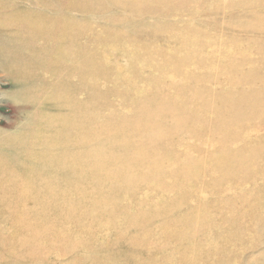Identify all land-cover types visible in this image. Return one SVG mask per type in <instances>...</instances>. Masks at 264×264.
Listing matches in <instances>:
<instances>
[{"label": "bare ground", "instance_id": "1", "mask_svg": "<svg viewBox=\"0 0 264 264\" xmlns=\"http://www.w3.org/2000/svg\"><path fill=\"white\" fill-rule=\"evenodd\" d=\"M260 1L264 0H0V57L11 75L22 77L26 85L29 83L25 96L49 93L56 103L69 104L76 109L57 118L43 115L42 130L33 136L46 149L35 156L43 160L44 166L54 170L59 167L62 175H68L77 166L84 169L81 174L86 178L84 181L114 180L115 184L108 187L107 192L116 198L121 193L135 192L133 184L136 185L138 178L158 191L141 211L131 206L119 207L113 196L96 199L83 189L74 190L71 185L50 192L48 187L53 179L45 180L42 174L30 172L25 183L6 182L13 187L19 201L31 200L26 194L35 188L36 194L47 199L61 198L71 192L77 196L72 202L55 207L50 204L58 211L66 210L62 216L63 225L57 223V218L41 212L47 207L45 201L34 199L31 204L37 211L34 210L33 215L41 226L29 231L23 229L30 237L20 235L18 240L45 239L53 246H70L75 242L68 232L70 228L75 229L77 236L89 235L93 226L136 224L158 214L163 221L157 229L142 236L144 240H161V246L152 251L158 264H200L205 255L224 252L226 240H230L235 231L238 239L243 234L251 238L261 236L264 231V134H259V130L264 126V91L260 87L264 82L260 73L264 69V36L229 41L198 22L184 27L166 24L165 31H170L178 40L171 47H150L146 42L141 46L140 42H133L129 48L122 49L130 65L113 82L115 88L111 90L113 97L122 103V109L106 115L107 118L99 123L87 115L90 98L79 101L75 95L87 86H90L91 97L97 94L90 82L99 73L96 70L106 66L97 54L89 53L88 45L89 41L94 43L100 39L96 35L82 39L81 34L93 28L86 19L74 17V12L83 14L105 8L132 12L165 9L174 15L183 11L199 16L201 10L238 11L245 3ZM233 19L253 29L264 30V9ZM248 44H254L260 55H245L243 46ZM208 58L213 63H208ZM92 65L99 67L94 70ZM148 68L151 69L148 76L152 77L144 74ZM105 72L108 73L102 71ZM210 81L220 86L209 87ZM110 103L106 98L103 105ZM120 123L125 124L123 128L139 129L138 135L133 137L132 149L127 147V142H121L118 149L110 147L111 150H107L103 146L105 151L98 149L90 156L84 153L80 157L79 153L68 151L71 146L73 148L75 137L93 136L96 128H114L115 132ZM189 136L199 140L200 153H193L195 145L182 146L183 156L171 166L164 160L171 155L166 151L176 152L175 148ZM23 138L18 136L17 139L23 141ZM7 142L8 139L1 140V144ZM56 147L60 148L59 153H55ZM123 149L124 157L120 154L121 158L117 153ZM5 150L14 153L10 143ZM145 150L150 153L146 154ZM2 157L0 154V170H13L14 166ZM162 163L172 167L170 173L161 174ZM3 182L0 180V185ZM245 183L251 188L245 189ZM96 184V193L104 190L103 185ZM220 191L227 192V196L208 200L207 193ZM0 198L5 203L11 201L1 189ZM220 209L223 214L215 217ZM15 223L23 224L21 221ZM67 225L71 227L68 229ZM226 226L233 227L232 234L227 233ZM141 239L134 238L132 242L136 244L139 240L140 243ZM170 240H186L187 244L168 247ZM95 262L106 264L102 260Z\"/></svg>", "mask_w": 264, "mask_h": 264}, {"label": "rangeland", "instance_id": "2", "mask_svg": "<svg viewBox=\"0 0 264 264\" xmlns=\"http://www.w3.org/2000/svg\"><path fill=\"white\" fill-rule=\"evenodd\" d=\"M263 9L264 1L245 3L238 11L236 9L222 10V8H215L214 10L208 9L206 11L201 10V12L198 13L200 14L199 16L188 15L186 12L182 13L183 11H179V13L181 12L182 14L180 13L176 15L178 12H175L174 15L173 13L166 12L167 10L165 11V9L132 12L105 8L103 10L97 9V12H83L85 15L74 12L75 19H86L93 28V30L81 34V38L87 40L90 39L91 36L96 35L101 41V43L99 40L94 43L89 41V53L92 55L97 54L101 59L100 61H103L102 64L106 66V68L109 66L107 69L100 66L99 70H96L95 68H98L99 66L95 67L92 65V67L94 66V70L99 72L90 82V85H94L97 89L96 95L91 97V94L89 95L90 86H87L78 90L75 96L79 101L85 100L86 98L88 99L89 97L90 103L88 104V117L99 123L103 122L108 114H112L122 109V103L113 97L111 90L115 88L114 83L117 81L119 75L123 74L125 69L129 68L130 65L128 64L129 61L127 62V57L123 55V48H129V45L131 46L133 42H136L134 44L140 42L139 44H141V46H144L145 43L143 44V42H146V45L150 47L151 45L161 47L166 45L171 47V45L177 43L178 40L174 35L169 33L170 31H165V25L175 24L176 26L183 25L184 27V25H189L191 22H198L199 24L204 25L211 33H217L221 38H225L229 41H237L238 37L243 39L263 37L264 30L262 28L253 29L251 26L247 24H239L233 19L235 16H246L249 13L260 12ZM93 31L96 32L93 33ZM113 38H115V41ZM119 41L122 44L119 43ZM111 42L116 43L114 44ZM166 50L171 51L169 48ZM258 50L259 49L255 48L254 44L243 46L245 55H260V53L257 52ZM147 56L148 55L144 56V59H146ZM242 56L244 55L242 54ZM149 58L150 57H148V59ZM207 61H209L208 63H213L210 58H208ZM253 65H255V63ZM7 68L8 67L3 61V58L0 57V154L3 155L2 158H4L5 162H9L14 166L13 170H0V180L4 181L0 185V189L4 191L6 197L7 194L11 197V201H8V203H5L3 199L0 198V264H98L95 262L96 260H102L106 264H158V258H156V255H154L152 251L161 246V240H144L143 238L149 234V232L157 229V226L163 221L162 215L158 214L153 215L152 217H147L144 219L145 221L136 224L126 223L122 225L93 226L90 229L92 234L89 235L87 233H82V235L78 234L77 236L75 229H71V226L67 225V228H70L68 232L71 235V240L74 239L75 241L70 246H68L69 244L66 246H53L45 239L33 242H21L18 240V236L20 235H24L26 238L30 237L23 232V229L29 231L33 227L41 226L39 219L33 215L34 210L37 211L35 206L31 204L34 203V199L45 201L47 207L41 212L48 214L52 218H57V223L63 225L64 219L62 216L66 214V210L62 209V211H58L57 208L54 209L53 207L58 206L63 202H72L77 195L76 193L71 192L61 198L47 199L36 194L35 188V190H29L26 194L31 200L19 201L15 198L13 187L6 184L8 180L25 183L29 178L28 173L34 172L36 175L37 172L38 174H42L41 178L45 180H50V178L53 179V182L50 184L51 187H48L50 192L57 191V189L62 190L67 185H71L72 188L74 187V190L78 189L80 191L83 189L88 194L94 195L96 199L113 196H109L107 189L108 187H112L115 182L110 178H102L101 180L96 178L84 181L86 178L83 179V175H81L83 174L82 170L84 169L77 166L74 167L75 169L73 168L74 171L71 169L70 172H68V175H62L61 171H59V167L56 165L51 164L53 168L57 167L55 170L43 165V160L35 155L38 152L44 151L46 147L38 138L36 140L33 136L37 131L42 130L40 127L45 121L43 115L57 118L62 117L68 112V110L72 111V109H76L72 108L69 104L56 103L55 99L49 96V93H41L39 95L37 94V96L26 97L25 93L28 89L27 85L29 83L26 85V81L22 77L11 75ZM103 70L108 71V73H102ZM150 71L151 69L148 68L144 74L147 77H152L151 75L148 76ZM260 73L264 80V69H262ZM210 82L211 83L208 85L209 87L217 88L220 86L215 82ZM260 87L264 91V82ZM102 91L104 92L102 93ZM105 97L107 100L111 101L108 106L103 105L106 100ZM122 125L123 124L120 123L118 127L121 128ZM124 125L122 126V131L120 128L117 130L115 129V132L114 128H96L93 136L82 139L75 137L73 148L71 146L68 151L70 153H79L78 155L80 157H82L84 153H89L90 156L100 149L104 150L103 146L107 150H111L110 147L118 149L121 142H127V147L132 149L134 146L133 137L138 135L139 129H134L132 126H130L132 128L129 129L123 128ZM116 127L117 126H115V128ZM259 131V134H264V126H262ZM18 136H24V140L20 141L17 139ZM4 138L8 139V142L1 144V140ZM186 139L187 140L184 141L183 144L178 145V148H175L176 152L166 151V154L171 155L168 160H164L169 161L168 163L171 166H173V164L175 165L176 161L181 159V155L183 156L184 152L183 147L186 145H195V151H193V153H200L199 140L193 136H189ZM15 140H17V143L14 142ZM9 143L10 146L13 147L14 153L5 150ZM23 150L25 151L20 153ZM202 150L203 152L206 151L205 148ZM59 151L60 148L56 147L55 153H59ZM25 152L27 153L26 155H24ZM123 152L124 149L123 151L118 152L117 156H120V154L123 156ZM145 152L148 154L150 153V150H145ZM170 165L162 163L160 166V171H162L161 174L170 173L172 170ZM48 169H52L53 171ZM47 172H51V174H48ZM97 177H99V175ZM143 180L144 179L142 178H138L136 185L133 184L135 189H137L135 192H128L126 194L121 193L118 194L117 198L113 196L117 202H119L117 203L119 207L131 206L142 211L149 205V198L157 195L158 191L147 181L145 183L141 182ZM34 181H36V179H34ZM96 182L103 185L104 190L96 193ZM37 186L39 187L38 184ZM244 188L250 189L251 185L245 183ZM168 193L169 195H172L173 192L169 191ZM227 194V192L223 191L215 193L209 192L207 193V197L210 201L215 200L216 197H225ZM50 204H54V206L51 208ZM56 214L58 216H55ZM221 214H223L222 209L216 211L215 217H220ZM30 218L33 222L29 220ZM16 221H21L23 224H17L15 223ZM225 228L227 233H233L232 226H226ZM79 231L82 230L80 229ZM119 232L121 233V237H118ZM209 236L212 235L209 234ZM244 236L246 235L243 234V237ZM243 237L238 239L235 231L230 240L225 239L228 249L227 247H224V252L219 253V255H217V253L209 256L205 255L204 259L200 260V264H212L213 261H219L218 264H264V231L261 236L258 235L255 237L257 239L253 237ZM134 238L142 239L140 243L138 240L137 243L134 244L132 242ZM206 238L208 239L209 237L206 236ZM186 244V240H170L168 241L167 246L179 248ZM234 247L239 249L235 250L233 249ZM232 251H235V253Z\"/></svg>", "mask_w": 264, "mask_h": 264}]
</instances>
